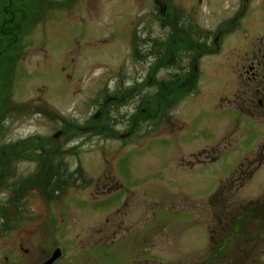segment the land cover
<instances>
[{"label": "rangeland", "instance_id": "374dc122", "mask_svg": "<svg viewBox=\"0 0 264 264\" xmlns=\"http://www.w3.org/2000/svg\"><path fill=\"white\" fill-rule=\"evenodd\" d=\"M165 1L183 12L179 18L187 29L191 17L198 28L216 10L215 0ZM48 4L56 6L57 0ZM98 7L94 17L70 9L52 12L22 36L18 63L13 64L17 56L3 63L5 82L15 85L13 103L2 102L0 109L16 103L30 109L16 121L14 135L38 133L59 143V159L52 162L78 184L70 183L52 202L40 189L25 194L29 199L16 205L15 217L26 213L28 219L15 221L12 237L0 236V264L5 254L14 264H44L57 249L62 256L54 264H264L263 116L253 120L244 97L220 89L224 80L213 64L155 124L142 120L137 138L120 137L131 110L123 105L94 119H104L100 127L116 121L111 132L99 134L92 117L106 91L143 81V96L138 93L143 102L156 92L147 81L154 58L135 57L131 36L139 28L141 35L147 31V37L165 42L171 30L160 23L154 0H94L95 11ZM177 71L167 66L155 76ZM44 106L48 118L37 114ZM8 122L5 140L15 120ZM17 168L23 176L40 170L34 159ZM233 230L253 235L249 258L238 247L234 257L225 255L229 250L216 255L217 235ZM134 236L141 237L136 246L126 241ZM109 242L121 246L99 245Z\"/></svg>", "mask_w": 264, "mask_h": 264}, {"label": "flooded vegetation", "instance_id": "af4514ba", "mask_svg": "<svg viewBox=\"0 0 264 264\" xmlns=\"http://www.w3.org/2000/svg\"><path fill=\"white\" fill-rule=\"evenodd\" d=\"M203 1L199 0V3L202 4ZM93 4L94 0H57L56 6L47 5V0H0L1 32L6 34L2 47H0V106L2 102L6 103V101L13 103V97L10 93L13 92L12 88L15 81L9 85L6 76L8 82H5V74L1 73V70L3 63L5 61L12 62L14 56H17L16 62L18 63L20 55L18 44L21 40L15 39L14 36L18 31V27L27 30L25 35L29 34L38 24L45 23L52 12H62V10L68 9L72 13L81 11L94 17L95 12L97 15L99 14L100 8L98 7L95 11ZM154 4L155 13L160 16L158 18L160 23L163 26H168L167 28L171 30L167 34V40L163 42L158 38L147 37V31L146 35L143 36L141 35V29L138 28L139 33L135 32V39L132 36L129 39L130 46L133 54L139 60L145 61L154 58V68L152 69L157 71L156 75L167 66H174L178 71L170 74V77L159 79L155 75L153 77L152 74H148L147 81L153 83L156 92L154 94L149 93L150 98H146L144 102L138 94L141 93L143 96V81H137L130 88L126 86L113 92L106 91L103 94L102 108L97 109V113L92 117L93 122L96 121L94 119H99L108 108L123 105L131 110L123 117L122 125H126V128L121 132L120 137L123 140L135 139L139 135L138 129L141 121L147 117L148 110L142 106L143 103L144 105L150 102L154 103L153 119L147 120V122L155 124L164 112V108L176 107L182 101V98L186 96L185 94L190 91L191 84L196 81L197 86L203 79L205 69L212 67L213 64L218 66L216 70L217 77L222 75L224 80L220 89L225 87L234 97H244L243 101L248 105L245 106L254 113L252 115L253 120L255 116H263L264 118V0H215V12H210L207 19L203 17V25L198 28L195 24V18L191 17V25L187 24L191 26L189 29H187L189 26L184 27V21L179 18V16H183V12H178L171 3L165 0H154ZM77 5L80 10H75ZM23 13H28L31 21L24 20L21 26L15 24L18 21L19 23L23 21L22 16L20 17ZM183 57H185L183 60L188 59L186 65H184L185 62H181ZM183 65L184 67H182ZM216 74L213 75L216 77ZM162 82L167 83L166 89L163 88L164 84ZM8 86L11 90L6 94ZM16 104L15 107L5 105L4 111L2 108L0 109L1 237H12L15 230V221L28 219L26 213L25 216L15 217L16 205L24 204L23 202L29 199V195H25L27 192L32 190L35 194L39 193L40 190L37 186L45 184V175L41 173V165L46 160H58L61 151L59 143L52 145L51 140L45 139V136L38 133L24 137L14 135V131L16 132L19 128L16 121H20L21 116H25L30 112L28 105H21V107L20 104L22 103ZM45 107H40L37 114L48 118ZM33 108H35L34 105ZM50 116L53 121L57 119L54 113H51ZM11 119H14L15 122H13L14 124L11 122L13 125H11L12 130L11 132L8 131V134L11 135L8 140H5L4 136H6L7 130H10L6 125L9 124L8 121ZM115 122L111 119L106 121V125L113 126ZM176 122L178 121L176 120ZM90 130L95 131V126L91 125ZM13 135L14 137H12ZM32 156L38 158V160H34L38 163L40 170H35L32 174L23 176L24 173L17 166L22 162H29V158ZM56 167H58V171L54 173V181L62 180L60 165L57 164ZM32 182L34 183L31 184ZM56 187L54 184V188ZM223 220L224 218L220 217V222H223ZM217 237L220 239L218 243L216 242L218 244L216 248L218 257L228 250L230 252L225 255L230 254L234 257L235 247H238L242 253L245 251L248 258L254 251V237L251 233L233 230L230 234L219 233ZM139 240H141L139 236L126 239L133 245ZM110 243L99 245H104L110 249L113 245ZM120 244L121 242H118L113 246L117 249L121 246ZM232 245L233 248H231ZM3 262L14 264L12 255L5 254ZM231 264H233V261Z\"/></svg>", "mask_w": 264, "mask_h": 264}, {"label": "trees", "instance_id": "16d2710c", "mask_svg": "<svg viewBox=\"0 0 264 264\" xmlns=\"http://www.w3.org/2000/svg\"><path fill=\"white\" fill-rule=\"evenodd\" d=\"M21 16H22L23 21L21 23H19V21H18L15 24L21 26L23 24L24 20L25 21H31L30 18H29L28 13H26V14L23 13V15L21 14L20 17ZM25 33H27V30H25V29L22 30V29H20V27H18V31H16V33L14 34L15 39L17 38L20 41L22 36ZM5 36H6V34L1 32V22H0V47H2V42L5 40ZM11 64H12V62H11ZM13 64H15V65L17 64L16 60L13 62ZM156 72H157L156 70H152V73H150V74H152V76H153V75H156ZM195 83H196V81H194L191 84V86H190L191 89L188 92V94H190L194 90V88L196 87ZM162 84H164L163 88L166 89L167 88V83L166 82H162ZM144 107L148 110L147 111V117H146L145 120L153 119V114H154V111H155L154 103L150 102L147 105L145 104ZM103 120L104 119L101 118V120H96L94 123L96 125H98V126H96L97 127L96 131H98L99 134L106 135L107 132H111L112 131V126L104 125V128L100 127L99 124ZM29 159L30 160L31 159L38 160L37 157L35 158L33 156L31 158H29ZM57 171H58V167H56V165L51 160H46L43 163V165H41V173H43L45 175V184L37 186V188H39L43 192L44 198L47 199L49 202L54 201L56 199V197H58V195L64 193L70 183H73V185H76V180L74 178L73 179L70 178V177H73L71 174L69 176H67L66 175V170H65V172L61 171L62 180H55L54 181V173L57 172ZM54 184L57 186L56 188H54ZM217 200H218V193L215 194L212 197V202L215 203Z\"/></svg>", "mask_w": 264, "mask_h": 264}, {"label": "water", "instance_id": "95a60500", "mask_svg": "<svg viewBox=\"0 0 264 264\" xmlns=\"http://www.w3.org/2000/svg\"><path fill=\"white\" fill-rule=\"evenodd\" d=\"M60 134H61V132L56 134L55 137L58 138ZM61 256H62V251L60 249H57L54 252L53 256L44 264H54Z\"/></svg>", "mask_w": 264, "mask_h": 264}]
</instances>
